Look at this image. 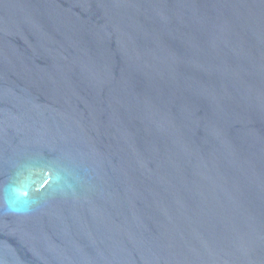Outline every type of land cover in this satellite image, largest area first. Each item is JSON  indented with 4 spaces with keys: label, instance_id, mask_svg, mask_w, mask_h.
Wrapping results in <instances>:
<instances>
[{
    "label": "water",
    "instance_id": "95a60500",
    "mask_svg": "<svg viewBox=\"0 0 264 264\" xmlns=\"http://www.w3.org/2000/svg\"><path fill=\"white\" fill-rule=\"evenodd\" d=\"M0 264H264V0H0Z\"/></svg>",
    "mask_w": 264,
    "mask_h": 264
}]
</instances>
